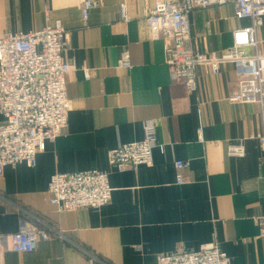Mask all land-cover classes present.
Here are the masks:
<instances>
[{
	"label": "crops",
	"instance_id": "1",
	"mask_svg": "<svg viewBox=\"0 0 264 264\" xmlns=\"http://www.w3.org/2000/svg\"><path fill=\"white\" fill-rule=\"evenodd\" d=\"M85 21L81 0H0V37L37 31L59 20L67 32L64 58L68 123L46 141L36 164L5 166L0 174V233L23 225L46 231L34 250H0V264H157L160 254L217 243L229 264H264V157L259 107L232 101L234 69L213 76L197 70V89L171 82L164 41L144 15L155 0H93ZM124 5L127 20L120 17ZM191 33L200 50L231 46L249 24L233 3L196 8ZM126 48L131 66L118 64ZM157 121L150 166L119 172L107 152L140 141L143 123ZM3 117L0 114V123ZM243 145L231 156L229 144ZM186 161L175 183L174 162ZM104 170L111 199L99 208L59 212L46 201L54 173Z\"/></svg>",
	"mask_w": 264,
	"mask_h": 264
},
{
	"label": "built area",
	"instance_id": "2",
	"mask_svg": "<svg viewBox=\"0 0 264 264\" xmlns=\"http://www.w3.org/2000/svg\"><path fill=\"white\" fill-rule=\"evenodd\" d=\"M233 3L234 16L248 19L249 24L232 32L230 47L200 50L191 33L190 13L196 8ZM83 21L95 7L93 0H81ZM120 17L127 20L124 5ZM153 38L164 41V62L171 82L182 84L187 93L197 89V70L205 69L213 76L223 64L234 69L237 91L232 101L259 107L262 132L257 139L264 151V0H155L144 15ZM67 32L59 20L47 23L37 31L6 34L0 37V174L5 166L36 164L37 153L44 143L55 142L68 123L70 99L66 90V74L72 63L64 58ZM129 68L130 55L124 48L118 60ZM157 121L143 123V137L119 145L107 152L110 168L119 172L150 166L156 145ZM231 156H242L243 145L229 144ZM264 165V157L261 159ZM186 161L174 162L175 183L185 178L181 170ZM107 171L83 170L51 175L46 201L59 212L81 208H99L111 199ZM264 235V218L260 220ZM46 231L23 225L17 232L0 233V250L30 252L39 241L48 239ZM157 264H229V257L217 243L201 245L194 250L160 254Z\"/></svg>",
	"mask_w": 264,
	"mask_h": 264
}]
</instances>
